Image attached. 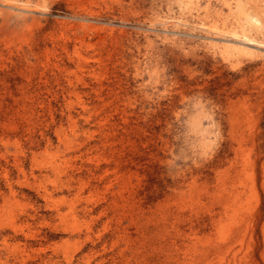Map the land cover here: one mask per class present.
<instances>
[{
    "label": "rangeland",
    "instance_id": "rangeland-1",
    "mask_svg": "<svg viewBox=\"0 0 264 264\" xmlns=\"http://www.w3.org/2000/svg\"><path fill=\"white\" fill-rule=\"evenodd\" d=\"M0 264H264V0H0Z\"/></svg>",
    "mask_w": 264,
    "mask_h": 264
}]
</instances>
